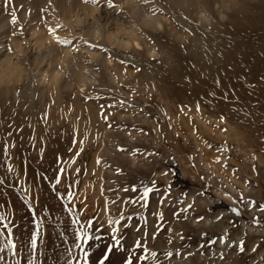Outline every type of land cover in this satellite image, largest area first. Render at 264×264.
Segmentation results:
<instances>
[{
  "label": "rangeland",
  "instance_id": "1",
  "mask_svg": "<svg viewBox=\"0 0 264 264\" xmlns=\"http://www.w3.org/2000/svg\"><path fill=\"white\" fill-rule=\"evenodd\" d=\"M123 1L8 0L7 6H5V0H0V24H4L7 31L14 30L12 32L14 35L21 36V48L23 49L19 55L22 58L36 53H41L48 58L51 53L46 47L54 45L53 47L57 48V51L60 50L59 52L63 50L71 51L72 54L82 52V55L87 56L83 55V58L85 57L84 62L88 59L85 63L87 66L90 64L88 68L97 71V74L90 76L91 79L83 84L71 81L67 86H64L62 79L67 78L68 80L69 78L65 70L64 73L61 72L57 81L49 80L50 77L41 79L42 72L40 71L42 70H38V68H42V65L45 66L44 68L47 67V60H45L46 64L43 62L41 66L36 64L24 68L22 64L24 70L26 68L27 70L21 71V76L20 78L16 77V81L12 78L15 73H11V77L8 75L3 77L4 82L0 83V141L5 139L3 135L5 132L15 130L14 138L17 146L12 151V156L15 158L11 162L22 168L21 161L24 156H27L30 161L28 165L29 177L34 175L33 169L47 172L49 176H52L57 167V157L60 156L67 160L74 156L75 151L79 149V144L74 146L72 143L73 135L78 131L77 140L84 139L85 136L87 139L84 145L85 150L77 159L76 164L72 165L71 171L74 173L76 167L82 168L81 183L77 191L78 196L87 197L86 205L80 204L81 208L86 207L87 209L84 212L85 220L92 217L94 212L97 214V223L104 222L105 224L109 216L117 217L120 212L134 215L137 220L143 214L148 219L147 230L149 232L145 243L151 250L158 252V257L164 264H264V259H261L264 257V243H261L264 239V212H260L258 209L245 211L243 218H240L237 223H230L229 221H237V218L225 211V205L228 202L220 203L219 196L215 194V189H220L237 198L240 193H243L246 199L264 202V106L258 104V107L255 106L258 109L249 110V105L255 103L254 93L264 88V82L251 83L244 76H241L242 79L237 78L240 68H236V66L243 62L239 61L238 55L230 56L231 58L225 61L229 52L226 50L229 45L226 41L236 42L239 47L235 48L240 50L247 48L244 43H238L240 36L259 33L261 35L259 37L264 38V0H223V2L222 0H213L216 2L215 7L217 6L216 8L225 13L220 23L222 26L217 24L214 28L199 20L195 12L191 11L190 2L193 0H183L186 2V6L175 5L171 0H152L153 5L151 0L150 2L149 0H136L138 5L146 10L151 5L152 12L149 11L150 8L147 10L150 13H154L155 10H157L155 12L157 14H159L158 11L161 12L162 22L164 20L163 30H160L157 35H153L156 38L161 35L159 41L157 39L152 41L149 37V44L151 42L153 46H150L153 49L147 53L144 51L145 46L139 41L140 38L138 40L140 47L133 44L132 47L126 49L118 47L116 40L109 42L103 36L97 38L91 36L90 38L88 31L92 29L91 26L97 23H92L90 16L85 17L84 9L78 10V6H76L79 3H86L87 7L92 5H94L92 8L97 7L92 13L93 16L100 17L98 24L107 27L111 25L108 29L112 31L114 30L112 28L123 23L125 26L128 23L130 26L134 24L135 18L133 19L131 14L126 12L128 3L126 0ZM61 2H64L67 7L65 12L59 10ZM105 5L107 9H104ZM47 7H51V12ZM69 7L71 11H69ZM112 10L114 13H111ZM76 12L83 20L80 23L74 20ZM186 14L188 15L186 16ZM191 14H193L192 19ZM48 15H52V17ZM256 18H260L259 21ZM193 19L196 21L192 22ZM67 20L72 23H68ZM126 20L127 22H125ZM26 22L31 23L27 25ZM194 24L197 26L194 27ZM30 25L31 28L34 26L32 32L40 29L41 32L44 31V34H41L48 36L50 31L49 36H52V39H49L50 43L49 41L45 42L46 44L44 43L40 49L36 47V44L34 46L33 39L39 34L35 35L29 31ZM172 28L181 33L179 40L171 36ZM201 29L203 32L200 31ZM184 30L189 33L186 34ZM214 31L218 33H214ZM165 32L169 37L163 35ZM183 33L185 34L183 35ZM228 36L231 37V40ZM213 41L220 44L215 47ZM163 43H167V45L165 46ZM198 44L201 46L200 49ZM86 45L90 48L86 49L88 47ZM224 46L227 47L224 48ZM80 49H83L84 52ZM141 51L145 54H142ZM104 52L109 58L105 63L109 67L107 69L102 63L99 65L98 61V58L105 56H100V53L104 54ZM81 54L80 56H82ZM189 54L193 59L189 57ZM198 54L202 56H198ZM147 56L149 57L147 58ZM188 57L190 59H187ZM211 57L219 58L214 59L217 62L213 60L211 62ZM222 59L224 60L222 61ZM194 60H201V64L196 62L199 66L194 65ZM177 61L180 62V65ZM25 63L27 64V62ZM91 65L97 68L91 69ZM62 68H65V64ZM214 68L216 69L213 70ZM110 70L113 72L115 70V80L108 79L110 73L107 75L106 72H110ZM118 74L121 77L117 76ZM205 75L206 77H204ZM7 77L9 78L6 79ZM18 79L20 80L18 81ZM216 80L220 81L219 87L215 84ZM197 104L200 105V112L196 111ZM221 115L226 118L223 122H220ZM42 116L45 117L43 121L41 120ZM169 122L171 127H169ZM10 123L12 128H9ZM20 128L23 130L18 131ZM222 129L227 131H222ZM33 136L35 147L30 148L28 143ZM8 139L11 140V138ZM205 142L213 144L214 147L207 148ZM224 143L230 149L227 157L222 156V160H227V168L214 162L215 156L218 155L216 147ZM41 147L44 148L42 160L38 159ZM70 149H72L71 152ZM21 152L24 156L21 155ZM150 153L154 154L149 155ZM253 154L256 156V160L252 159ZM97 157L101 158L100 165L95 162ZM253 164H255L256 171H253ZM85 166L86 171L83 170ZM117 168L122 169V172L118 174ZM183 170L186 173H183ZM150 180H155L158 188L161 189L166 185H171V194L161 208L165 214L163 223L166 230L157 234L154 240L152 234L155 218L149 216L148 213L156 208L157 200L160 197L153 194L150 197L149 209H141L139 205L132 207L123 203L128 197L135 195L131 191H110V189L130 187L138 182L148 183ZM101 185L104 189L103 194H101ZM27 186L25 184V187ZM60 188L62 189L63 185ZM205 188L207 189L205 195H197ZM19 195H22L19 188L15 192L6 187L0 189V202L9 201L8 210L15 213V223L18 225L17 235L23 234L26 238L31 231V217L28 209L18 199ZM106 198L109 201H116L115 204L108 205V211L104 210ZM176 201H181V203L177 204ZM193 201L194 206L187 213V220L183 216L179 218L172 216L173 210L178 211L180 207H186ZM58 203L55 194L49 190V186L44 185L40 195L41 207L44 205L55 206ZM77 203L79 204L80 201L78 200ZM208 209H212V211H208ZM218 215H223L224 218L218 221L216 220ZM201 216L204 219L198 220L197 218ZM253 216L260 219V225H253L249 222ZM131 223L132 227L127 230L128 240L126 243L128 244L132 243L135 235L143 236L144 231L142 229L139 233H135L136 220ZM140 223L143 224L144 221L141 220ZM108 231L109 229L105 227L104 232ZM225 231L230 232L234 240L244 239L243 234L246 233L249 251L239 254L234 249L224 248L222 244L205 247L202 250L197 248L198 242L204 244L206 240L216 239L219 234ZM177 234H182L184 239H179ZM52 239H55V236L46 240L45 243H50ZM169 239L172 240L171 243H169ZM56 243L59 244V241L57 240ZM253 244L260 245L256 253L250 251ZM64 247H68V245L52 249L42 248L41 251L48 257L47 264H54L57 255L62 252ZM92 250L95 253L92 257L93 264H95L104 249L93 248ZM165 250H179L184 253V256H174L171 260L164 261ZM189 251L194 254L188 256L187 252ZM220 251L225 253L223 260L218 257ZM41 259L44 257L42 256ZM124 259L125 253L115 250L111 253L107 264H124ZM58 264H63V260H59ZM147 264H151V261Z\"/></svg>",
  "mask_w": 264,
  "mask_h": 264
},
{
  "label": "snow or ice",
  "instance_id": "2",
  "mask_svg": "<svg viewBox=\"0 0 264 264\" xmlns=\"http://www.w3.org/2000/svg\"><path fill=\"white\" fill-rule=\"evenodd\" d=\"M8 0H5V6H7ZM216 86H220V81L215 82ZM215 95L214 93L212 94ZM227 99V97H225ZM200 105H196V111L200 112ZM187 115V113H184ZM44 116L41 117L43 121ZM226 118L221 115L220 122H223ZM169 127L171 123L169 122ZM9 128H12V124H9ZM20 128L18 131H22ZM15 131V130H14ZM14 131L5 132L3 135L5 139L0 141V189L5 187L12 192H15L19 188L22 195L18 196V199L28 209V213L31 217V231L25 238L23 234L17 235L16 229L18 225L15 223V213L9 212V201L0 202V264H47L48 257L41 251L44 249L60 248L62 245H68L64 247L60 252L54 264H58L59 260H63V264H93L92 257L95 255L93 248L99 250L104 249L101 256H99L95 264H107L110 255L113 251L119 250L125 253L124 264H147L151 261V264H164L158 257V252L151 250L145 241L149 236L147 230L148 219L141 214L137 220L134 215H126L120 212L117 217L109 216L106 224L104 222L97 223V214L94 212L93 216L84 219V212L86 207L81 208L80 204L86 205L87 197L78 196V187L81 183L80 177L82 173L81 167H76L75 172L72 173V165L76 164L77 159L83 153L85 140H77L78 131L73 135V145L79 144V149L75 151V155L71 156L67 160L65 158L57 157V167L54 170V174L49 176L47 172H41L38 169H33L34 175L28 176V165L30 161L27 156H24L21 163L23 167H18L11 161L14 159L12 151L16 148V141L14 138ZM222 131H227L222 129ZM179 135V134H177ZM8 138H11L9 140ZM34 136L29 142V147L34 148ZM22 143V140H21ZM206 143L207 148L212 149L214 147L211 143ZM122 151L125 149H121ZM70 152L72 149L69 150ZM44 148L39 150L38 159L42 160V154ZM218 155L215 156L214 162L220 164L221 167L227 168V160H222V156L227 157L230 149L226 143L220 144L216 147ZM154 154L150 153L149 155ZM253 160H256V156L253 154ZM96 164L102 163L101 158H96ZM253 171H256L255 164H253ZM86 171V166L83 169ZM117 173H121L122 169L117 168ZM167 175L168 173H164ZM203 179V177H202ZM247 182V181H246ZM25 184L28 186L25 187ZM44 185L49 186V190L55 194L58 205L49 206L40 205V195ZM63 185L61 189L60 186ZM131 191L135 194L133 197H128L123 201L124 204L135 207L140 206L141 209H149L150 197L153 194L158 195L160 198L157 200L156 208L148 213L149 216L155 218L154 231L152 239L156 238V235L162 231H165V214L161 208L165 205V202L171 194V185H166L162 189L158 188L155 180H150L148 183L138 182L130 187H124L123 189H110V191ZM203 189L197 195H205ZM103 185H101V194H103ZM186 196L187 194H183ZM220 203L228 201L225 205V211L237 218V221H229L230 223H237L240 218H243L245 211H251L252 209H258L260 212H264V202L254 201L252 199H246L243 193H240L239 198L233 197L229 192H218ZM80 201L78 204L77 201ZM115 204L116 201H109L105 199L104 210L108 211L109 204ZM179 204L181 201H176ZM193 203L188 204L186 207H180L179 210H173L172 216L179 218L183 216L185 220L188 219L187 213L193 208ZM171 207V205H169ZM215 207V206H214ZM212 211V209H208ZM223 215H218L216 220L223 219ZM198 220H203L204 217H198ZM136 220L135 233H139L142 229L143 236L135 235L132 243L128 244L127 230L132 227L131 221ZM144 221L143 224L140 221ZM253 225H260L261 221L256 216H253L249 221ZM107 227L109 231L104 232V228ZM179 239L183 240L182 234H177ZM206 235V234H205ZM244 239L234 240L231 237L230 232L225 231L219 234L216 239H208L204 244L197 243V248L202 250L205 247L215 246L222 244L224 248L234 249L239 254H245L249 251L247 247L246 233L243 234ZM52 239L50 243H45L46 240ZM59 241V244L56 241ZM172 240L169 239V243ZM261 243H264L262 239ZM259 244H253L250 251L256 253L259 250ZM192 252H187V255H193ZM164 261L171 260L174 256H184V253L179 250H165ZM217 255V254H214ZM44 259H41V257ZM225 256L224 251L218 253L219 259L223 260ZM9 257L11 258L9 260ZM261 259H264L262 257Z\"/></svg>",
  "mask_w": 264,
  "mask_h": 264
},
{
  "label": "bare ground",
  "instance_id": "3",
  "mask_svg": "<svg viewBox=\"0 0 264 264\" xmlns=\"http://www.w3.org/2000/svg\"><path fill=\"white\" fill-rule=\"evenodd\" d=\"M125 1V0H124ZM123 1V2H124ZM127 1V3H128V8H126L127 9V13H130L131 14V16L133 17V19L135 20H133L134 21V24L133 25H131L130 26V24L128 23V25H127V23H126V25L127 26H125V24L123 25V24H120V25H117V26H115L116 24H115V22H113L115 25V28H112V29H114V30H110V29H108L109 27H107L106 25H99L98 23V21H100L99 19H100V17H96V16H93L94 14L92 13V12H94L95 10L94 9H96V8H92L94 5H90L91 7H87V6H85V4L84 3H79L78 5H76V6H78L77 7V9L78 10H83L84 9V15H85V17L86 16H90L91 18H92V23H97V24H92V25H94V26H91V30L90 31H88L89 33V35H90V38H91V36H93V37H98V36H103L104 37V39H106L107 41H109V42H111L112 40H116V45L118 46V47H120V48H122V49H126V48H129V47H132L133 46V44H135V46L136 47H140V42L139 41H141L142 42V44L145 46V48H144V51H146L145 53H147V52H149V51H151V49H153V45L151 44V42H150V44H149V37L152 39V41H153V39H157V41H159L158 39L160 38V36L161 35H158V37L156 38V36L155 37H153V35L154 34H156L157 35V33L160 31V30H163V22H164V20H163V22H162V18H163V16H162V13L161 12H159L158 11V13L159 14H157V13H155L157 10H155V12L154 13H150L149 11L151 10V12H152V9H151V5L149 6V8H147V10L149 9V11H147L146 9H144V7L142 8L141 6H139L138 5V3H137V1L136 0H126ZM142 1V0H141ZM145 1V0H144ZM155 1V0H154ZM169 1V0H168ZM188 1V0H187ZM247 1V0H246ZM56 2V1H55ZM82 2V1H81ZM106 2V1H105ZM118 2V1H117ZM147 2V1H146ZM149 2H150V0H149ZM171 2L172 3H174L175 5H179V6H182V5H185V1H183V0H171ZM222 2H223V0H222ZM242 2V1H241ZM70 3V2H69ZM121 3V2H120ZM148 3V2H147ZM151 3H152V0H151ZM191 3V5H190V7H191V11L192 12H195V15L197 16V18L199 19V20H202L203 22H205V23H207L210 27H213L214 28V26H216L217 24L218 25H220V23H221V20H222V18H224V14L225 13H223V11L222 10H219L218 8H216L215 7V3L216 2H214L213 0H193V1H191L190 2ZM189 3V4H190ZM45 4V3H44ZM107 4V3H106ZM114 4V3H113ZM119 4V3H118ZM157 4V3H156ZM159 4V3H158ZM220 4V3H219ZM17 5V4H16ZM74 5V4H73ZM110 5H111V3H110ZM152 5H153V3H152ZM47 6V5H46ZM108 6H109V4H108ZM111 6H113V5H111ZM127 6V5H126ZM186 6V5H185ZM104 7H106V5L104 6ZM114 7V6H113ZM121 7V6H120ZM146 7V6H145ZM184 7V6H183ZM182 7V8H183ZM44 8V7H43ZM51 8V7H50ZM50 8H48L47 7V9H49L48 11H50ZM67 7L65 6V4H64V2H61V4H60V6H59V10H61V11H63V12H65V9H66ZM110 8V7H109ZM109 8H108V10H109ZM152 8H153V6H152ZM162 8H163V6H162ZM229 8V7H228ZM22 9V8H21ZM69 9V11H71L70 10V7L68 8ZM104 9H107V7L106 8H104ZM113 9V8H112ZM51 10H53V9H51ZM116 10V9H115ZM119 10V9H118ZM122 10H123V8H122ZM154 10V9H153ZM158 10H159V7H158ZM161 10V9H160ZM189 10V9H188ZM68 11V12H69ZM76 11V10H75ZM162 11V10H161ZM165 11H167V10H165ZM190 11V12H191ZM23 12V11H22ZM21 12V13H22ZM26 12V11H25ZM25 12H23V13H25ZM45 12V11H44ZM51 12V11H50ZM115 12H118V11H115ZM122 12V11H121ZM188 12V11H187ZM189 12V13H190ZM98 13H99V11H98ZM110 13V12H109ZM111 13H114L113 12V10H112V12ZM118 13H120V12H118ZM127 13H125L126 15H127ZM161 13V14H160ZM41 15H42V13H40ZM46 14V13H45ZM52 14H53V12H52ZM55 14V13H54ZM81 14V13H80ZM34 15H36V14H34ZM38 15V14H37ZM36 15V16H37ZM107 15V14H106ZM118 15V14H117ZM124 15V13L122 14V16ZM125 15V16H126ZM188 14H186V16H187ZM192 15V17H191V19L193 18V14H191ZM190 15V16H191ZM19 16V15H18ZM17 16V17H18ZM33 16V15H32ZM39 16V15H38ZM49 16V15H48ZM47 16V17H48ZM51 17H52V15H50ZM49 16V17H50ZM101 16V15H100ZM122 16H120L119 15V17H121L122 18ZM128 16V15H127ZM130 16V18H132ZM254 16V15H253ZM253 16H251V17H253ZM74 17H75V21H77L78 23H80V22H82L83 20L81 19V16L79 15V13H75L74 14ZM115 17V16H114ZM255 17V16H254ZM253 17V18H254ZM259 17V16H258ZM25 18V17H24ZM126 18V17H125ZM129 18V17H128ZM187 18V17H186ZM232 18V17H231ZM33 19V18H32ZM31 19V20H32ZM51 19V18H50ZM49 19V20H50ZM106 19V18H105ZM257 19V18H256ZM258 19H260V18H258ZM257 19V20H258ZM30 20V21H31ZM63 20V19H62ZM102 20V19H101ZM106 20H108V19H106ZM112 20V19H111ZM167 20V19H166ZM194 20L195 19H193V21L192 22H194ZM198 20V21H199ZM250 20H252V18H250ZM35 21V20H34ZM52 21V20H51ZM64 21V20H63ZM67 21H69V20H67ZM90 21V22H91ZM113 21V20H112ZM115 21H117V20H115ZM124 21V20H123ZM132 21V20H131ZM130 21V22H131ZM183 21V20H182ZM196 21V20H195ZM232 21V20H231ZM234 21V20H233ZM240 21H242V20H240ZM259 21V20H258ZM32 22V21H31ZM31 22H29V23H27V25L28 24H30ZM36 22V21H35ZM61 22V21H60ZM71 21H69L68 23H70ZM118 22V21H117ZM125 22H127V20L125 21ZM137 24H136V23ZM257 22V21H256ZM44 23V22H43ZM49 23V22H48ZM51 23V22H50ZM72 23V22H71ZM76 23V22H75ZM85 23V22H84ZM113 23H112V25H113ZM133 23V22H132ZM230 23V22H229ZM235 23H236V21H235ZM243 23V22H242ZM19 24V23H18ZM33 24V23H32ZM64 24V23H63ZM110 24H111V22H110ZM169 24V23H168ZM199 24H200V22H199ZM198 24V25H199ZM231 24V23H230ZM234 24V23H233ZM247 24V23H246ZM256 25H257V23H255ZM26 25V26H27ZM35 25H37V24H35ZM47 25V24H46ZM73 25V24H72ZM80 25V24H79ZM109 25V24H108ZM172 25V26H171ZM170 26L171 27H173V24H171ZM184 25V24H183ZM186 25V24H185ZM235 25V24H234ZM233 25V26H234ZM45 26V25H44ZM106 26V27H105ZM169 26V25H168ZM195 26H197L196 24H194V27ZM220 26H222V25H220ZM227 26V25H226ZM242 26V25H241ZM240 26V27H241ZM254 26V25H253ZM252 26V27H253ZM30 28H31V25L29 26ZM34 27V26H33ZM32 27V28H33ZM63 27V26H62ZM175 27V26H174ZM237 27V26H236ZM255 27V29H257L256 28V26H254ZM32 28L29 30V31H31L32 30ZM37 28V27H36ZM162 28V29H161ZM190 28V27H189ZM199 28H202V27H199ZM168 29H169V27H168ZM171 29V28H170ZM194 29H196V28H194ZM202 29H204V28H202ZM202 29L200 30L201 32H203L202 31ZM250 29V28H249ZM253 29V28H252ZM51 30V29H50ZM61 30V29H60ZM139 30V31H138ZM167 30V29H166ZM182 30V29H181ZM212 29H210V31H211ZM223 30V29H222ZM247 30V29H246ZM263 30V29H262ZM43 31V30H42ZM63 31V30H62ZM185 31V30H184ZM192 31V30H191ZM190 31V32H191ZM197 31V30H196ZM206 31V30H205ZM208 31V30H207ZM210 31H208V32H210ZM249 31H251V30H249ZM249 31H248V33H249ZM253 31H254V29H253ZM12 32H14V30L13 31H11L10 32V30H8L7 31V29L5 28V25L4 24H0V83H2V82H4V79H3V77L4 76H6V75H8L9 77H11L10 76V74L12 73V74H14L15 73V77L14 76H12V78H13V80L14 81H16V77H18L19 76V78H20V73H21V71H25V70H27V68L24 70V68H25V66H30V65H36V64H40V66L43 64V62L45 61V60H47V69L46 68H44L45 66L44 65H42V68L40 67V68H38V70H42V71H40V72H42V75H40L41 76V79L42 78H49V80H53V81H57V79L60 77V74H61V72H63L64 70L65 71H67V73H68V75H67V73H66V75H67V77H69L68 78V80H67V78H64V79H62V84L64 85V86H67L71 81H73L74 83L75 82H77V83H81V84H83L84 82H86L87 80H90L91 79V77L90 76H93V75H95V74H97V71H95L96 69H94L96 66H92L91 65V69H94L93 71L92 70H90L88 67L90 66V64L87 66V64H85L86 63V61L88 60L87 58V60L84 62V58L85 57H87V56H85L84 54V58H83V55L81 54V53H79V54H72L71 53V51H67V50H63L62 52H59V51H57L58 49L57 48H55V47H53L52 45H48L47 47H46V49H49V53H51V55L50 56H48V58L46 57V56H43L41 53H36V54H31L30 56H28V57H24V58H22L20 55H19V53L22 51L21 49H23V48H21V36L19 37V36H17V35H14ZM32 32V31H31ZM60 32V31H59ZM85 32V31H84ZM170 32V31H169ZM186 32V31H185ZM188 32V31H187ZM187 32H186V34H187ZM195 32V31H194ZM211 32H213V31H211ZM210 32V33H211ZM224 32V31H223ZM255 32V31H254ZM258 32V31H257ZM16 33V32H15ZM18 33H20V32H18ZM32 33H34L35 35H37V34H39V35H37V37H33L34 39V46H35V44L37 45L36 47H38L39 49H40V47H42L43 46V44L46 42H48L49 41V43H50V38L52 39V36H49V33H50V31H49V33L47 34L48 36H46V34L45 35H43L44 34V31L43 32H41L40 31V29L39 30H34V32H32ZM41 33H43V34H41ZM189 33V32H188ZM214 33H218V32H216V31H214ZM51 34V33H50ZM60 34V33H59ZM121 34V36H119ZM168 34V33H167ZM169 34H171V33H169ZM185 33H183V35H184ZM194 34H197V33H194ZM201 34V33H200ZM211 34H213V33H211ZM241 34V33H240ZM252 34V33H251ZM35 35H31V36H35ZM124 35H126V36H124ZM163 35H165V36H167L166 35V32H165V34H163ZM207 35V34H206ZM225 35H227V34H225ZM239 35V34H238ZM259 33H257V34H253V35H250V34H248V35H242V36H240V38H239V40H238V43L240 42V44H243L244 43V45L247 47V48H241L240 50H242V51H240V50H238V49H236L235 47H239V45H237L236 44V42H232V43H229L230 41H226V43H228L229 45H228V47L226 48L225 46H224V48H226V50H228L229 52H228V54H227V56L225 57L226 59H225V61L226 60H228V59H230L232 56H236V55H238L237 57L239 58V61L241 60V61H243V62H241L240 64H239V66H236V68H240V72L238 71V77L237 78H240V79H242L241 78V76H244L246 79H247V81L248 82H251V83H254V82H264V38H260L259 37ZM58 36V35H57ZM60 36V35H59ZM171 36H174V39H176V40H179L180 39V36H181V33L179 32V31H176V29H173L172 28V34H171ZM186 36V35H185ZM215 36V35H214ZM217 36V35H216ZM261 36V35H260ZM264 36V35H263ZM167 37H169V36H167ZM167 37H166V39H167ZM208 37V36H207ZM226 37V36H225ZM224 37V38H225ZM229 37V36H228ZM227 37V38H228ZM54 38V37H53ZM88 38H89V36H88ZM114 38V39H113ZM139 38H140V40H139ZM163 38V37H162ZM161 38V39H162ZM170 38H173V37H170ZM220 38H222V36H220ZM226 38V39H227ZM230 38V40H231V37H229ZM55 39V38H54ZM149 39V40H148ZM173 39V40H174ZM181 39H182V37H181ZM210 39V38H209ZM218 39H219V37H218ZM234 39V38H233ZM139 40V41H138ZM211 40V39H210ZM25 41V40H24ZM163 41H165L164 39H163ZM216 41H218V40H216ZM220 41H221V39H220ZM161 42V41H160ZM45 43V44H46ZM102 43V45H103V41L101 42ZM167 43H169L168 41H167ZM167 43L166 44H164L165 46L167 45ZM213 43H215V47L217 46V45H219L220 43L218 42V44H216V42H214L213 41ZM212 43V44H213ZM91 44H92V42H91ZM90 44V45H91ZM94 44V43H93ZM106 44V43H105ZM104 44V45H105ZM141 44V45H142ZM189 44V43H188ZM191 44V43H190ZM189 44V45H190ZM196 44V43H195ZM211 44V43H210ZM209 44V45H210ZM59 45V44H58ZM85 45V44H84ZM150 45H152V46H150ZM161 45H162V43H161ZM174 45V44H173ZM188 45V46H189ZM192 45H193V42H192ZM197 45V44H196ZM199 45V44H198ZM33 46V47H34ZM45 46V45H44ZM61 46V45H60ZM86 46H88V45H86ZM108 46V45H107ZM106 46V47H107ZM194 46V45H193ZM200 46V45H199ZM210 46H212V45H210ZM223 46V45H222ZM51 47V48H50ZM64 47V46H63ZM152 47V48H151ZM241 47V46H240ZM37 48V49H38ZM87 48H90V46H88V47H86V49ZM92 48V47H91ZM201 48V46L199 47V49ZM221 48V47H220ZM38 49V50H39ZM45 49V50H46ZM41 50H42V48H41ZM40 50V51H41ZM70 50V49H69ZM76 50V49H75ZM78 50V49H77ZM90 51H91V49H89ZM238 50V51H237ZM80 51H83V49L81 50L80 49ZM79 51V52H80ZM154 51V50H153ZM169 51H170V49H169ZM169 51H168V53H169ZM193 51V50H192ZM201 51V50H200ZM216 51V50H215ZM84 52V51H83ZM88 53H90L89 51H87ZM196 52V51H195ZM205 52H207V51H205ZM204 52V53H205ZM211 52V51H210ZM210 52H208L209 54H211ZM223 52H225V51H223ZM35 53V52H34ZM49 53H47L48 55H49ZM95 53V52H94ZM141 53H142V51H141ZM145 53H142V54H145ZM150 53H152L153 54V52H150ZM167 53V54H168ZM197 53V52H196ZM202 53V52H201ZM216 53V52H215ZM220 53H221V51H220ZM80 54L82 55V56H80ZM86 54V53H85ZM149 54V53H148ZM166 54V55H167ZM172 54V53H171ZM184 54V53H183ZM186 54V53H185ZM184 54V55H185ZM192 54V53H191ZM191 54H189V57H191ZM194 54V53H193ZM203 54V53H202ZM212 54H213V52H212ZM217 54V53H216ZM226 54V53H225ZM91 55V54H90ZM103 56V55H105L104 57H101V58H98V61H99V65H100V63H102L104 66H105V68L107 69V68H109L108 67V65L107 64H105L106 63V60H108L109 58H107V56H106V53L104 52V54L102 53H100V56ZM127 55V54H126ZM166 55H165V57H166ZM197 55V54H196ZM200 54H198V56H199ZM223 55V54H222ZM109 56V55H108ZM129 56V55H128ZM145 56V55H144ZM175 56V55H174ZM174 56H173V59H175L174 58ZM177 56V55H176ZM179 56V55H178ZM194 57H195V55H193ZM200 56H202V55H200ZM231 56V57H230ZM16 58V60H15V58ZM149 56H147V58H148ZM187 57V56H186ZM187 58V59H190V58ZM214 57V56H213ZM132 58V57H131ZM180 58V57H179ZM192 59H193V57H191ZM216 58V57H215ZM214 58V59H215ZM219 57H217L216 59H218ZM97 59V58H96ZM167 59V58H166ZM177 59V58H176ZM197 59V58H196ZM212 57L210 58V61L211 60H213V61H216V60H214ZM131 60H133V59H131ZM139 60V59H138ZM144 60H145V58H144ZM168 60V59H167ZM166 60V61H167ZM186 60V59H185ZM224 59H222V61H223ZM91 60L89 59V62H90ZM165 61V62H166ZM170 61H172V60H170ZM189 61V60H188ZM201 61V60H200ZM200 61H195L194 60V65L196 64V62L198 63V62H200ZM205 61H206V58H205ZM213 61H211V62H213ZM219 61V60H218ZM25 62H27V64L25 63ZM95 62V61H94ZM97 62V61H96ZM137 62V61H136ZM141 62H143V61H141ZM179 61H177V63H178ZM185 62V61H184ZM190 62V61H189ZM189 62H186L187 64H189ZM193 62V61H192ZM217 62V61H216ZM215 62V63H216ZM228 62V61H227ZM45 63V62H44ZM88 63V62H87ZM91 63V62H90ZM98 63V62H97ZM191 63V62H190ZM206 63V62H205ZM223 63V62H222ZM24 65V68H23V65ZM46 64V63H45ZM65 64V68H62L63 67V65ZM92 64V63H91ZM95 64V63H94ZM101 64V65H102ZM173 64V63H172ZM171 64V65H172ZM175 64H176V61H175ZM200 64H201V62H200ZM209 64H211V63H209ZM219 64V63H218ZM164 65V64H163ZM167 65V64H166ZM179 65H180V62H179ZM186 65V64H185ZM193 65V64H192ZM197 66H199V64H196ZM203 65V64H202ZM201 65V66H202ZM224 65V64H223ZM112 66V65H111ZM176 66V65H175ZM204 66V65H203ZM208 67H209V65H207ZM206 66V67H207ZM212 66V65H211ZM211 66H210V68H211ZM34 67V66H33ZM32 67V68H33ZM101 67V66H100ZM161 67V66H160ZM189 67V66H188ZM190 67H191V64H190ZM189 67V68H190ZM194 67V66H193ZM192 67V68H193ZM97 68V67H96ZM114 68V67H113ZM202 68V67H201ZM200 68V69H201ZM221 68V67H220ZM99 69V68H98ZM106 69H105V71H106ZM216 68H214L213 70H215ZM100 70H102V68H100ZM146 70V69H145ZM151 70V69H150ZM199 70V69H198ZM212 70V71H213ZM220 70V69H219ZM108 71V70H107ZM117 71H118V69H117ZM201 71V70H200ZM203 71H204V68H203ZM206 71V70H205ZM126 72H127V70H126ZM64 73V72H63ZM103 73H105V72H103ZM109 74V76H108V79H112V80H115V76H116V72H115V70H114V72H113V70H110V72H106V74ZM129 73V72H128ZM183 73V72H182ZM211 73V72H210ZM218 73V72H217ZM107 74V75H108ZM120 74V73H119ZM117 75V76H120V75ZM186 75H188V73H185ZM219 74V73H218ZM218 74H215V76H218ZM122 75H124V74H122ZM126 75V74H125ZM23 76V75H22ZM197 76V75H196ZM9 77H7L6 79H8ZM107 77V76H106ZM121 77V76H120ZM120 77H117V78H120ZM185 77V76H184ZM204 77H206V75L204 76ZM203 77V78H204ZM12 78H10L11 80H12ZM97 78V77H96ZM166 78V77H165ZM186 78V77H185ZM201 78H202V76H201ZM208 78V77H207ZM10 79H9V81H10ZM122 79V78H121ZM20 79H18V81H19ZM189 80V79H188ZM204 80V79H203ZM6 81V80H5ZM110 81V80H109ZM217 81V80H216ZM240 81V80H239ZM242 81V80H241ZM6 82H8V80L6 81ZM93 82V81H92ZM106 82L108 83V80L106 79ZM210 82V81H209ZM245 82V81H244ZM189 84V83H188ZM229 88V87H228ZM243 88V87H242ZM219 89V88H218ZM238 89V88H237ZM241 89V88H240ZM239 89V90H240ZM228 90H230V89H228ZM227 90V91H228ZM246 90V89H245ZM214 91V90H213ZM160 92V91H159ZM211 92H212V90H211ZM233 92V91H232ZM215 93V92H214ZM225 93V92H224ZM222 94V93H221ZM251 96V95H250ZM253 96V95H252ZM253 98H254V100H255V103H252L251 105H249L250 106V108H249V110H251V111H253V109L255 108V106H257L258 107V104H260L262 107L264 106V88L263 89H261L260 91H258V92H256V93H254V96H253ZM252 99V98H251ZM50 103V102H49ZM259 105V106H260ZM246 106V105H245ZM256 107V108H257ZM255 108V109H256ZM254 109V110H255ZM258 109V108H257ZM260 111V110H259ZM248 112H250V111H248ZM248 112H246V113H248ZM245 113V114H246ZM244 114V113H243ZM254 115H256L257 116V114H254ZM263 123V122H262ZM58 137V136H57ZM29 140V139H28ZM26 141V140H25ZM49 141V140H48ZM28 142V141H27ZM51 143V142H50ZM29 144V143H28ZM49 144V143H48ZM28 146V145H27ZM15 158V157H14ZM183 173H186V171L185 170H183L182 171ZM219 191H221L220 189H215V194H217L218 195V192ZM223 191V190H222ZM226 192V191H225ZM232 195V194H231ZM233 196V195H232ZM234 197V196H233ZM228 202V201H227Z\"/></svg>",
  "mask_w": 264,
  "mask_h": 264
}]
</instances>
